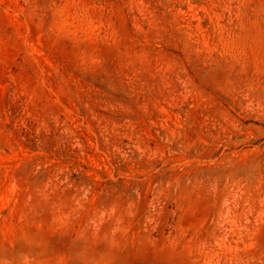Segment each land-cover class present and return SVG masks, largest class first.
I'll use <instances>...</instances> for the list:
<instances>
[{"label":"rangeland","instance_id":"1","mask_svg":"<svg viewBox=\"0 0 264 264\" xmlns=\"http://www.w3.org/2000/svg\"><path fill=\"white\" fill-rule=\"evenodd\" d=\"M0 264H264V0H0Z\"/></svg>","mask_w":264,"mask_h":264}]
</instances>
